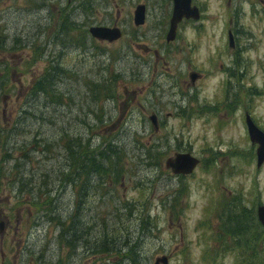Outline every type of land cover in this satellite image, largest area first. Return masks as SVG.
Here are the masks:
<instances>
[{"label": "rangeland", "instance_id": "374dc122", "mask_svg": "<svg viewBox=\"0 0 264 264\" xmlns=\"http://www.w3.org/2000/svg\"><path fill=\"white\" fill-rule=\"evenodd\" d=\"M193 3L201 19L184 21L166 42L172 0H0V37H7L0 64L12 71L0 126L15 121L16 93L53 63L64 72L61 96L40 100L25 137L69 130L90 153L112 144L123 171L112 167L92 183L82 241L72 250L56 238L46 212L16 198L17 181L7 176L0 183V264H119L122 255L92 256L91 248L127 233L137 243L135 264H264L263 148L243 124L264 132V0ZM138 5L147 7L141 26L134 25ZM223 20L231 48L224 47ZM91 27H118L124 36L97 41ZM12 37L29 45L15 50ZM187 152L200 165L174 175L167 161ZM30 156L33 168L54 163L51 155ZM79 189L75 184L59 204H79ZM38 217L43 223L33 230Z\"/></svg>", "mask_w": 264, "mask_h": 264}, {"label": "trees", "instance_id": "16d2710c", "mask_svg": "<svg viewBox=\"0 0 264 264\" xmlns=\"http://www.w3.org/2000/svg\"><path fill=\"white\" fill-rule=\"evenodd\" d=\"M6 39L7 37H0L1 49L7 48ZM10 42L14 45L15 50L29 45L18 37H12ZM10 72L12 71L8 66L5 65L4 67L0 64V102L5 99L3 95L6 93ZM63 74L64 72L51 63L27 85V91L16 93L13 100L14 104L17 102L16 109L14 108L11 115L15 121L9 126L7 124L0 126V140L4 137L6 147L0 159V183L2 180L5 181L7 176L16 179L18 186L15 192L16 198L28 197L27 206L29 208L34 207V213L46 212L44 217L46 222L54 223L58 229L56 238H59V242H64L66 249L72 250L78 248L82 241V214H86L83 210L92 183L102 182L106 173H108L107 177L112 174L113 168L120 169L118 172L115 171L120 176H122L123 171L121 170L122 167L117 166V158L113 161L114 156L112 154H116V156L118 154L112 144L108 150L90 153L87 149L88 143L82 144V138L79 135L71 134L69 130H61L56 135L42 134L38 140V135L32 137L31 141L25 137L24 132L29 133L26 122L29 117L35 116L39 111L40 100L50 95L61 96L56 88L62 82ZM8 92L13 94V88H10ZM8 99L10 100V98ZM2 112L0 110V117ZM86 126L90 130L91 127L88 122ZM18 135L21 136L20 142L16 141ZM38 144L40 147H37ZM61 144H63L62 151L58 152L57 148ZM34 152L51 155L54 163L33 168V163L30 162L33 158L30 154ZM59 159L62 161L60 165ZM36 164H40V161H37ZM48 167L52 168L47 170ZM111 179L113 180V178ZM75 184H78L80 188L77 194L75 193V197L77 195L80 203L75 204L74 200L72 206L60 205L59 202L63 196L71 192L72 188H75ZM22 204L23 202L20 205ZM38 219L39 217L34 219L33 230H37L36 228L41 227L43 223V221L42 223L37 222ZM46 235L44 234V237ZM100 239L102 240H96L99 244L94 243L91 248L92 256L100 253L119 254L123 256V259L119 260V264H135L138 257L136 254L137 243L132 241L128 233L118 239L108 236ZM38 264L44 263L39 262ZM110 264H115V262Z\"/></svg>", "mask_w": 264, "mask_h": 264}, {"label": "water", "instance_id": "95a60500", "mask_svg": "<svg viewBox=\"0 0 264 264\" xmlns=\"http://www.w3.org/2000/svg\"><path fill=\"white\" fill-rule=\"evenodd\" d=\"M173 2H174V8H173L172 17L170 20V28L166 36L167 42L174 40L177 25L181 22L183 18H187V19L192 18V17L194 19L198 18L197 10L195 8L193 9L190 8V0H173ZM134 21L136 25H140L143 23L144 7L137 8ZM89 33L94 38H98L101 40L108 39L109 41L116 39L118 36L117 32L116 34H113L112 31H106L105 29H102V28H90ZM252 134H253L252 135L253 139H256L258 142H260L255 128L252 129ZM262 148L264 150V142L262 143ZM184 156L187 157V155H184ZM258 162H261V161L258 160ZM194 163H195L194 160L190 159V162L182 164V160H180V157H177L173 162H170V160H168L167 166L172 168L174 174H185L192 169ZM175 167L177 168L180 167L179 168L180 171H178L177 168ZM260 220L262 224L264 225V219H260Z\"/></svg>", "mask_w": 264, "mask_h": 264}]
</instances>
